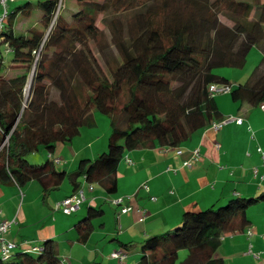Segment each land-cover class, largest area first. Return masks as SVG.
Returning a JSON list of instances; mask_svg holds the SVG:
<instances>
[{"label":"trees","instance_id":"obj_1","mask_svg":"<svg viewBox=\"0 0 264 264\" xmlns=\"http://www.w3.org/2000/svg\"><path fill=\"white\" fill-rule=\"evenodd\" d=\"M64 1H27L7 10L0 31V187L35 182L47 199L67 179L73 194L87 184L112 195L128 152L163 140L182 143L194 133L192 115L218 116L211 86H230L236 102L264 104V0H75L74 10ZM34 13L36 23L16 33V19ZM100 15L110 42L97 25ZM255 47L263 60L246 83L216 73L243 69ZM96 114L110 119L107 150L82 159L74 171L61 169L57 147L95 128ZM41 153L44 162L31 160ZM260 202L264 192L185 213L180 226L145 240L140 264H225L218 256L223 239L249 231L247 212ZM103 216L101 206H89L75 226L77 242L86 243ZM0 264L63 260L50 239L16 244Z\"/></svg>","mask_w":264,"mask_h":264},{"label":"crops","instance_id":"obj_2","mask_svg":"<svg viewBox=\"0 0 264 264\" xmlns=\"http://www.w3.org/2000/svg\"><path fill=\"white\" fill-rule=\"evenodd\" d=\"M3 7L0 0V12ZM20 19L29 18L16 19V33L32 25L19 31ZM215 102L217 117L210 118L205 112L192 115L194 133L187 141L171 144L163 140L154 148L128 152L118 167L115 194L104 191L107 195L102 198L92 194L96 188L90 190L85 184L86 202L74 214L66 215L57 208L73 194L72 189L44 199L35 182L23 189L15 184L0 187V221L11 223L5 239L29 247L55 240L63 264H140L145 240L180 226L185 213L224 205L234 197L260 195L264 192V110L236 102L228 94L217 95ZM228 117L242 118L243 123L213 129L214 123ZM96 121L95 128L83 129L73 141L57 147L53 156L60 161L59 167L74 171L82 159H95L107 150L108 130L99 134L102 119L98 114ZM197 150L199 159L186 167L184 163L193 161ZM41 157L48 158L45 153ZM31 160L39 163V155ZM120 199V205L114 203ZM91 205H100L104 216L94 221L90 239L79 243L75 226L86 214L84 207ZM124 207L132 211L121 213ZM247 216V229L253 234L249 236L246 230L223 239L218 256L225 264H264V202L251 207ZM115 252H123V257H112Z\"/></svg>","mask_w":264,"mask_h":264},{"label":"rangeland","instance_id":"obj_3","mask_svg":"<svg viewBox=\"0 0 264 264\" xmlns=\"http://www.w3.org/2000/svg\"><path fill=\"white\" fill-rule=\"evenodd\" d=\"M27 1L28 0H14L13 2H10L8 4L7 9H4V7L1 9L0 20L4 19V21L6 22L7 21L6 10H8L9 8H10L9 9L10 11H13L14 9H20L21 6L23 7L25 2H27ZM30 1L33 2L34 4H37L43 0H30ZM95 1H103V0H95ZM65 5L68 7L69 10H72V9L74 10L78 7L75 0L64 1L62 6L64 7ZM20 15H22V14H20ZM36 16H37V13H34L32 15V17L29 19H24V20L20 19L17 22V30L23 31L27 28V26H29V24L34 25L36 23ZM105 17L106 16H104V15H100L98 18L97 25L100 28V30L102 31V33L104 34L103 40L106 42H110V30L107 28L106 24L103 21V19ZM221 20L223 22H225L226 24H231V22L223 16L221 17ZM1 50H2L3 55L6 58H8L9 54L6 51L5 45L1 46ZM262 60H263L262 52L257 47H255L249 53L246 66L243 69L222 68V69H217L216 73L232 80V82H234L235 84H244L252 77L254 71L261 64ZM228 95H230V94H228ZM100 115L101 114H98V117H99V119H102L103 122L101 121L100 124L98 125L99 127L97 128V132L99 134H102L107 129L108 130L107 141H108L109 136L111 134L110 119L105 115H102V116H100ZM38 155H39V159H40L39 163H42L44 159H42L41 154H38ZM60 168L63 169L64 167L61 166ZM77 168H78V165L73 170H76ZM66 187H69V182L67 179L63 183L60 191L57 193H59L60 195H64L65 192H67V194L70 193V190L72 189V187L71 188L69 187V189H67V190H66ZM94 188H96V189L92 194H95L96 196H101L102 198L106 197L107 194L104 192V190L101 187L95 186ZM87 196L89 197V194H87ZM102 200L103 199L100 200V203L101 202L104 203V201H102ZM104 208H106L107 211L110 209L108 205H104ZM84 209L86 210L87 208L84 207ZM95 222H96V220H95ZM186 255L187 254L185 251L180 252V260H182V259L184 260L186 258Z\"/></svg>","mask_w":264,"mask_h":264},{"label":"built area","instance_id":"obj_4","mask_svg":"<svg viewBox=\"0 0 264 264\" xmlns=\"http://www.w3.org/2000/svg\"><path fill=\"white\" fill-rule=\"evenodd\" d=\"M14 0H1L2 5L4 6V9H7L8 4L10 2H13ZM6 15H7V10H6ZM4 25V19L0 20V31L3 28ZM210 91L215 94V95H221V94H230L231 92V87L226 86V85H213L210 88ZM262 108L264 110V104L262 105ZM237 123L241 125L243 123L242 118H236V117H228L222 122L219 123H214L213 124V129L214 130H220L224 125L230 124V123ZM261 151V149L259 150ZM182 151H179V154ZM263 154V159H264V153ZM199 151H195L194 153V159L193 161H189L184 163L186 167H192L193 162L199 159ZM57 163H59V160H56ZM90 190H93L94 188L91 186L89 187ZM86 202V192L83 189H80L78 192L75 194L65 198L58 206L57 208L61 210L64 214L66 215H71L78 211L80 207ZM115 204L120 205L122 203V199L114 201ZM129 211H132L131 207H124L121 210V213H127ZM0 215H1V210H0ZM11 223L9 221H0V255L2 257H7L10 255L16 248V244L9 242L8 240L5 239L4 234L8 231L10 228ZM253 233L252 231H248V235L251 236ZM123 252H115L112 254V257L116 259H121L123 257Z\"/></svg>","mask_w":264,"mask_h":264},{"label":"water","instance_id":"obj_5","mask_svg":"<svg viewBox=\"0 0 264 264\" xmlns=\"http://www.w3.org/2000/svg\"><path fill=\"white\" fill-rule=\"evenodd\" d=\"M32 85H30V88H31ZM30 97V93L28 94V98Z\"/></svg>","mask_w":264,"mask_h":264}]
</instances>
